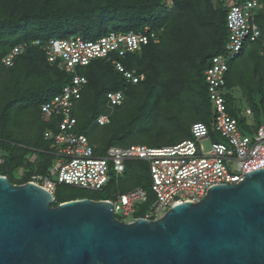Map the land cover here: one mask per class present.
<instances>
[{"label": "trees", "instance_id": "1", "mask_svg": "<svg viewBox=\"0 0 264 264\" xmlns=\"http://www.w3.org/2000/svg\"><path fill=\"white\" fill-rule=\"evenodd\" d=\"M224 1L173 0L168 8L166 0H0V153L4 159L0 176L12 184H24L32 176H49L48 169L56 160L53 140L46 139L44 133L58 132V118L46 116L40 106L69 84L72 76L48 63L43 52L31 45L35 40L74 35L96 40L108 34L109 28L115 33L147 29L148 35L155 36L139 52L119 59L126 70L143 75L136 84L105 59L75 71L87 84L71 109L77 122L74 132L96 146V155L111 146L147 143V147L156 148L190 138L191 125L206 124L209 119L213 104L205 72L218 55L225 61L220 89L226 108L231 97L223 90L233 94L237 88L245 103L243 111L249 109L250 116L256 117L258 129L264 124V0H259L250 18L259 37L245 42L232 57L226 49L229 6L226 9ZM23 44L26 48L13 58V64L3 65L2 59L12 48ZM118 91L124 95L122 104L113 107L107 125H97V118L107 111L106 94ZM229 112L246 129V115L238 116L237 107ZM22 168L21 175H13ZM123 174V188L118 185L114 194L137 187L146 190L143 209L134 213V218L144 217L153 201L148 166L143 161H128ZM60 186L72 187L57 185L54 206L89 199L86 195L63 196Z\"/></svg>", "mask_w": 264, "mask_h": 264}, {"label": "built area", "instance_id": "2", "mask_svg": "<svg viewBox=\"0 0 264 264\" xmlns=\"http://www.w3.org/2000/svg\"><path fill=\"white\" fill-rule=\"evenodd\" d=\"M258 3L259 0H245L239 4L234 0L229 1L226 24L230 37L226 49L230 57L237 54L245 42L255 41L259 37L260 32L256 25L250 23ZM172 4L173 0H166L168 8ZM146 30L141 33L109 32L96 40L70 36L32 42V46L43 52L48 63L56 65L72 78L57 95L40 106L41 112L46 116L58 118V132L44 133L46 139L53 140L56 148V160L48 169L49 173L54 175V181L36 175L31 177L30 182L51 193L58 184L101 191L108 185L112 172L115 178H122L126 162L143 161L148 166L153 201L141 218L156 219L174 204L198 201L210 187L236 184L243 180L244 174L264 169V124L258 127L252 139L240 133L237 120L226 110L220 89L224 84L222 74L225 71V61L220 55L212 59L213 66L205 72V79L213 104V129L223 141L211 142L208 151L203 152L199 145L200 141L209 138L208 127L201 122L191 125L190 138L174 145L156 148L144 145L111 146L105 149L102 155L95 154L96 146L91 144L85 135L74 132L77 122L71 116V109L80 99L82 87L87 84L85 77L75 73L76 69L86 67L94 60L105 59L128 82L138 83L143 79V75L126 70L119 59L139 52L148 44L149 39L154 40L155 36L148 35ZM25 48L26 44L12 48L2 59L3 65L10 67L13 58ZM106 100L107 111L96 120L99 126L109 123L111 110L122 103L123 93H107ZM246 112L249 114L248 110ZM3 162L0 153V166ZM187 192L191 193V196L178 197ZM112 198L106 201L113 204L114 214L122 210L123 215L128 216L134 213V203H144L147 200L148 192L137 187L126 193L114 194Z\"/></svg>", "mask_w": 264, "mask_h": 264}, {"label": "water", "instance_id": "3", "mask_svg": "<svg viewBox=\"0 0 264 264\" xmlns=\"http://www.w3.org/2000/svg\"><path fill=\"white\" fill-rule=\"evenodd\" d=\"M53 203L0 176V264H264L262 168L156 219L120 221L106 200Z\"/></svg>", "mask_w": 264, "mask_h": 264}, {"label": "rangeland", "instance_id": "4", "mask_svg": "<svg viewBox=\"0 0 264 264\" xmlns=\"http://www.w3.org/2000/svg\"><path fill=\"white\" fill-rule=\"evenodd\" d=\"M228 4H229V1H224L223 2V5L224 7H228ZM110 28L109 30L106 32H110ZM105 33V34H106ZM76 36V35H74ZM62 38H68V36L66 37H62ZM55 39H59V38H55ZM83 40H88V39H84L82 38ZM231 97L229 100V103H231L230 105H228V109L226 108L227 112L230 113L229 111L232 112V110L235 109V107H237L239 113H238V116L242 113V115L244 116L245 113L243 114V108L241 107V105H245V103L241 100V94L242 92L240 90H237L234 89L233 90V94L230 93L229 91H226L225 89L223 90V94H227ZM261 116V115H260ZM234 117V115H233ZM245 117V128H243V126L238 123V129L240 131V133L242 135H246L248 136L250 139L253 138L255 132H256V129H257V126L259 124H257V120H256V117L254 115L252 116H244ZM236 118V117H235ZM213 119H214V111L212 110V106H211V110L209 111V119L206 120V126L208 127V130H209V138H206L202 141L199 142V145L202 147V150L203 152H206L210 149V143L211 142H222L223 140L220 138V136L214 132V129H213ZM53 120V119H51ZM264 123V121L262 122ZM262 125V124H261ZM147 146H149L147 143H146ZM3 153H5L3 151ZM23 172V168L22 169H19L17 170L16 172L13 173L14 176H19L21 175ZM143 173L145 174L146 172L143 171ZM51 181H54V175L53 174H50L49 176H47ZM144 178L146 179L147 177L144 176ZM110 184L108 183L107 186H105L102 191H92V190H84V189H79V188H75V187H64V186H60L59 189V194H62L63 196L66 195V194H73V195H78V196H83V195H86L87 197H89V199L91 200H97L98 199H102V198H112L111 196L118 191V185L123 188L121 185H123L124 181L120 178H115V175L114 173L112 172L111 173V179H110ZM57 191V185L54 186L53 188V194L56 193ZM191 196V193L187 192V193H182L181 195H179L178 197L180 198H184V197H189ZM176 197V198H178ZM133 207H134V213L135 212H138L140 210H142L143 208V205L142 203L140 202H136L133 204ZM134 213H130L128 216H125L123 215L122 213V210L118 211L116 213V218L120 221H123V222H131L133 221L135 218H134Z\"/></svg>", "mask_w": 264, "mask_h": 264}, {"label": "clouds", "instance_id": "5", "mask_svg": "<svg viewBox=\"0 0 264 264\" xmlns=\"http://www.w3.org/2000/svg\"><path fill=\"white\" fill-rule=\"evenodd\" d=\"M136 53H137V52H136ZM123 100H124V95H123ZM122 102H123V101H122ZM121 104H122V103H121ZM121 104H120V105H121ZM247 110L249 111V114H247V112H246ZM244 113H245L246 116H249V115L251 114L249 109H245V110H244ZM234 119H235V118H234ZM109 122H110V121H109ZM97 125H98V124H97ZM106 125H107V124H106ZM29 182H30V181H29ZM52 194H53V193H52ZM53 196H54V194H53Z\"/></svg>", "mask_w": 264, "mask_h": 264}]
</instances>
